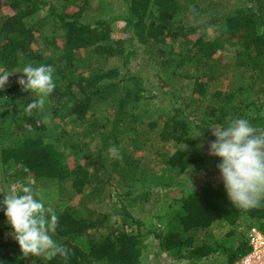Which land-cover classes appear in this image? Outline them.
Wrapping results in <instances>:
<instances>
[{
	"label": "trees",
	"instance_id": "1",
	"mask_svg": "<svg viewBox=\"0 0 264 264\" xmlns=\"http://www.w3.org/2000/svg\"><path fill=\"white\" fill-rule=\"evenodd\" d=\"M91 1L0 0V72L13 73L0 89V199L31 186L68 250L25 255L0 211V264H145L153 242L170 264H235L247 234H264V205L241 209L205 179L200 143L235 118L264 129V0ZM46 28L45 54L32 45ZM141 59L152 76L131 67ZM27 64L55 69L43 110L29 112L41 97L15 73ZM174 191L157 225L137 217Z\"/></svg>",
	"mask_w": 264,
	"mask_h": 264
},
{
	"label": "clouds",
	"instance_id": "2",
	"mask_svg": "<svg viewBox=\"0 0 264 264\" xmlns=\"http://www.w3.org/2000/svg\"><path fill=\"white\" fill-rule=\"evenodd\" d=\"M55 69L52 65L27 64L15 73H23L19 83L25 90L35 91L40 99L31 102L28 110H43L45 99L55 88ZM13 73L0 72V89L7 84ZM215 140L210 144V155L220 158L217 168L230 201L244 210L264 205V129L254 127L247 118H235L223 127L213 126ZM111 157L122 159L120 148H109ZM0 211H3L25 255H43L52 260L57 256L67 258L68 250L50 235L58 222V214L46 208L36 198L31 186L25 185L17 192L15 187L3 193Z\"/></svg>",
	"mask_w": 264,
	"mask_h": 264
},
{
	"label": "rangeland",
	"instance_id": "3",
	"mask_svg": "<svg viewBox=\"0 0 264 264\" xmlns=\"http://www.w3.org/2000/svg\"><path fill=\"white\" fill-rule=\"evenodd\" d=\"M91 3H92V8L95 9L97 4H98V0H92ZM5 12H9V11L6 10ZM124 28H125V25L123 23H119L118 26L115 27V29H116L115 35L117 37L118 36L125 37ZM209 34L211 36L212 35L214 36V33L212 32V30L209 31ZM43 35H51V29L50 28L44 29L43 33H40L38 39L33 43L32 46L35 50L41 51V52L46 54V52H48V50H47L46 44L44 43V41L42 39ZM237 50H238V48L226 47L225 50L223 52L219 53L218 55L223 54L224 62L228 63L229 65H231V64L233 65L235 63V55H236ZM140 61H141L140 65H138L137 62H135L131 65V67L133 68V70L137 74L138 73H144L141 70V68L144 65V62H143L144 60L141 59ZM145 73L148 74V76L153 75L152 72H149L147 70V67L145 68ZM200 144H201L200 148L202 149L203 156L206 158V162L208 164L207 166L210 168L209 172L212 174V175H208L209 173H207L205 179H211L217 183L221 182L222 177H221V174L217 168V165L219 163L220 158L209 154L210 153V144H211L210 142L201 141ZM179 148L182 150H185V151H189V150H186L188 148L187 146L182 145ZM175 149L176 148L170 150V145L167 146V144L166 145H164V144L160 145V151H161V153H163L165 155H167L168 153L173 154ZM153 150L154 149H150L148 154L144 157L150 158ZM158 158L161 159L162 156L160 155ZM203 179H204L203 176H199L198 181H200L202 183ZM180 196H181V193L178 191H174L171 193H162L159 196H156L155 201H153L151 204H149L147 206V208H146L147 212H145L144 214L138 213L137 217L144 220V222H146L149 226H151L152 223H155V225H157V221H156L155 216L162 211V207L164 206L166 201H168L170 203L173 200V198H179ZM150 248L153 252L146 253L147 255L145 256L146 257L145 258L146 259L145 264H170L171 263V261H169L166 258L165 254H161L159 252V249L156 246V242L151 243ZM156 252H158L157 256L155 255ZM182 264H188V263H182Z\"/></svg>",
	"mask_w": 264,
	"mask_h": 264
},
{
	"label": "built area",
	"instance_id": "4",
	"mask_svg": "<svg viewBox=\"0 0 264 264\" xmlns=\"http://www.w3.org/2000/svg\"><path fill=\"white\" fill-rule=\"evenodd\" d=\"M248 236L251 251L235 264H264V234L252 229Z\"/></svg>",
	"mask_w": 264,
	"mask_h": 264
}]
</instances>
